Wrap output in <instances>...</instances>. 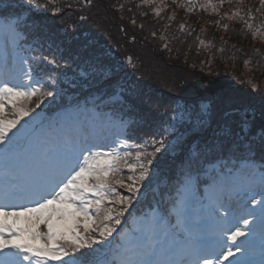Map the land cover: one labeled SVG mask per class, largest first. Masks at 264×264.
Listing matches in <instances>:
<instances>
[{"label": "trees", "instance_id": "16d2710c", "mask_svg": "<svg viewBox=\"0 0 264 264\" xmlns=\"http://www.w3.org/2000/svg\"><path fill=\"white\" fill-rule=\"evenodd\" d=\"M212 3L218 5L216 11L204 7L206 0L191 5L188 0H33L32 5L0 0V28L6 29L20 57L12 64L17 69L11 79L54 92L39 108L33 98L28 107L35 111L17 129L38 118L37 123L51 131L72 124L73 116L94 114L91 130H66L62 143L69 146L91 135L95 151L131 152L130 162H135L137 151L151 152L159 147L154 141H164L140 192L118 187L121 194L132 196L133 204L117 232L93 246L101 261L119 264L126 248L134 252L141 246L143 232L145 245L153 244L157 234L168 230L166 220L158 223V217L174 221L185 204L188 211L197 210L212 202V196L231 191L240 176L253 183L257 195L253 210L238 200L244 211L240 227L264 237V181L259 171L264 161L259 148L264 128V7L261 0ZM237 11L252 29L245 20L228 18ZM18 13H23L19 23ZM98 51L106 53V62L115 69L111 80L87 72L88 61ZM211 81L217 84L209 91ZM70 105L84 110L72 113ZM13 145L9 140L4 147ZM51 173L41 163L32 176L46 181ZM231 173L239 175L236 181ZM121 175L126 180L132 173L124 169ZM245 219L250 225H244ZM184 232L177 229L175 235Z\"/></svg>", "mask_w": 264, "mask_h": 264}, {"label": "snow or ice", "instance_id": "6c2138e0", "mask_svg": "<svg viewBox=\"0 0 264 264\" xmlns=\"http://www.w3.org/2000/svg\"><path fill=\"white\" fill-rule=\"evenodd\" d=\"M24 2L32 5L33 0ZM154 2L155 0H143L144 4ZM228 2L231 3V0ZM188 3L194 4V0H188ZM219 3L222 5L225 0H219ZM261 6L264 7V0H261ZM204 7H211L216 11L218 5L213 4L212 0H206ZM156 15H160V9L156 10ZM22 17L23 13L17 14L15 18L17 23ZM228 18L245 20L239 11L232 13ZM245 24L248 29H252L253 25L247 20ZM227 27L224 25L225 29ZM180 28L183 29L184 25L181 24ZM12 31H16L15 25L12 26ZM105 57L106 53L103 51L95 52L88 61V74L102 80H111L115 69L106 62ZM49 63L54 64L55 60H50ZM247 64L246 60L245 65ZM53 95V91L42 90V87H33L31 84L18 83L10 86L7 81L0 82V145L10 140L9 133L17 129V125L21 124L24 117L29 116L35 108H39L44 98ZM33 98H36L37 102L35 108H30L28 105L33 102ZM243 131H248L247 125ZM259 136L261 138L259 148L264 152V128L261 129ZM127 143L125 140L121 146ZM155 143H159V147L154 146L151 152L137 151L135 162L129 160L133 155L131 152L121 154L116 149L89 151L76 157V162L60 174L58 179L53 178L46 186L38 187L29 193L36 200L35 206L32 207L27 204L11 203L14 198H22L23 194L17 192L13 182L9 181L4 196L8 203H0V264H49L50 261L59 264H116L115 261L99 260L97 258L99 254L93 246L102 245L117 232L125 213L133 204L132 196L121 194L118 187L136 194L140 192L143 182L150 178V166L156 154L164 147L163 140L154 141L153 144ZM132 147L141 149L144 145L133 144ZM124 169L132 173L127 176V182L121 175ZM259 171L264 181V161L261 162ZM24 214H36V219L29 221L28 227L18 228L14 223L8 222V217L18 218ZM243 223L247 226L249 221L245 219ZM40 224H44L47 231L35 230ZM250 233V229L246 234L241 227H236L230 235L226 234V240L231 241L232 245L222 244L217 252H208L207 255L197 257L195 264H223L229 257L234 256L235 252L241 251L242 244L236 243L237 238L246 237ZM37 239H42L45 243L38 246L33 243ZM197 248L199 251H207L200 244ZM164 254L170 255L172 250L168 249ZM119 264H178V262L161 259L157 245L146 244L139 246L134 252L126 248ZM182 264L190 262L184 261Z\"/></svg>", "mask_w": 264, "mask_h": 264}, {"label": "rangeland", "instance_id": "374dc122", "mask_svg": "<svg viewBox=\"0 0 264 264\" xmlns=\"http://www.w3.org/2000/svg\"><path fill=\"white\" fill-rule=\"evenodd\" d=\"M6 27H7V25H6ZM3 31H4V28H1ZM1 34V33H0ZM8 55H9V58H11V60L12 61H16L17 60V56H13L12 55V51H13V49L12 48H9L8 50ZM216 84H217V81H211L208 85H207V87H206V89L207 90H213L214 88H216ZM213 85V86H212ZM38 120V118H35V119H33V121H37ZM85 115H83V116H81V118H78V124H77V122L75 121L74 122V125H70L69 126V129L70 130H78V129H80V130H83V131H85L87 128H89L90 127V123L88 122V123H86L85 121ZM34 123H36V122H32L31 124V128L29 129H25L26 130V132L28 131H30L31 133L30 134H28L29 136H33V134H32V132H34L33 131V127H34ZM78 125V126H77ZM32 130V131H31ZM64 130H66V128L64 127V126H59L58 128H56V129H54V130H51V131H46V130H41L42 132H43V134H42V139H44V140H50L51 141V144L52 145H58V143H59V138L61 137V135L63 134V132H64ZM17 134L18 135H23L24 134V132L22 131V129L21 130H19V132L18 133H16V136H17ZM49 138H51V139H49ZM58 139V140H57ZM104 141V140H103ZM85 148L87 149L86 150V153L84 152V151H82V149L81 150H79L78 149V147H74L73 148V152H72V154H74V157H72V158H70L69 159V166H71L72 164H74L75 162H76V157H79V156H81L82 154H87L89 151H92L90 148H89V146H85ZM35 149H37V151H40V149H41V147L38 145V143H36L35 141H34V139L32 138L31 140H28L27 141V143L25 144V146H24V148H23V150H24V153H25V155H27L28 153H27V151H34ZM78 149V150H77ZM244 180V178L242 177L241 178V181H243ZM247 186H249L248 187V190L246 191L245 190V192H247L248 194H253V189H254V187H253V185H252V183H250V185H247ZM251 187L253 188V189H251ZM251 189V190H250ZM237 194V196H238V194H240V193H242V192H240V191H238V192H236ZM216 201L218 202V206L219 207H223V208H226V213H228L229 212V210H231L230 208L231 207H229L230 205H231V203L230 202H223V199L222 198H218V199H216ZM4 203H7V201H5ZM32 206H35V204L34 205H31L30 207H32ZM22 217H25V225H26V227H28L29 226V221H34L35 219H36V214H24V215H21ZM185 218V217H184ZM8 219V222L9 223H14V224H16V223H18V218H16V217H8L7 218ZM223 219L224 220H226L227 219V215H226V217L225 216H223ZM187 225V226H186ZM185 225V228L187 229V231H190V232H192L193 230H194V228H192V226L191 227H189V225L188 224H186ZM230 226H231V224H229ZM35 230H37V231H40V232H45V231H47V229H46V227H45V225L44 224H40L39 225V227L38 228H36ZM194 233V232H193ZM223 234V237H224V241L222 242V244H225V243H228V241L226 240V235H225V233H222ZM36 241H38V242H35V241H33V243H35V244H39V245H42V244H44L45 243V241L44 240H42V239H37ZM240 243L241 241L240 240H237L236 241V243ZM232 242H230L229 243V245L231 244ZM180 244H175V246H179ZM191 247H193V249L192 248H190V253H192L193 254V252H196V249H197V246H196V244L194 243V241H191ZM234 248V250H235V247H233ZM174 249H177V248H174ZM192 249V250H191ZM264 250V248H258L257 250H249V251H251L250 252V254H254V253H256V252H259V251H263ZM175 251V250H174ZM253 251V252H252ZM237 254V257H244V256H248L249 255V253H247V254H244V253H236ZM235 256V255H234ZM234 256H231V257H229L228 258V260H225L224 262H223V264H233V262H234ZM52 262V261H51ZM51 262H49V264H51ZM258 263L257 264H264V258L263 259H260L259 261H257Z\"/></svg>", "mask_w": 264, "mask_h": 264}, {"label": "water", "instance_id": "95a60500", "mask_svg": "<svg viewBox=\"0 0 264 264\" xmlns=\"http://www.w3.org/2000/svg\"><path fill=\"white\" fill-rule=\"evenodd\" d=\"M213 86V85H212Z\"/></svg>", "mask_w": 264, "mask_h": 264}]
</instances>
